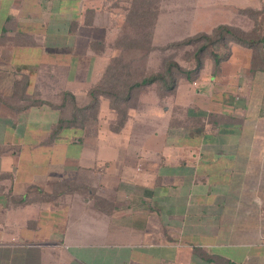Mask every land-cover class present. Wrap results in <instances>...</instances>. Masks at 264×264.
<instances>
[{
	"label": "crops",
	"instance_id": "crops-1",
	"mask_svg": "<svg viewBox=\"0 0 264 264\" xmlns=\"http://www.w3.org/2000/svg\"><path fill=\"white\" fill-rule=\"evenodd\" d=\"M109 6L0 0V264H264V65L205 61L93 140L71 123L52 139L61 110L40 95L18 106L56 73L90 104Z\"/></svg>",
	"mask_w": 264,
	"mask_h": 264
},
{
	"label": "rangeland",
	"instance_id": "rangeland-1",
	"mask_svg": "<svg viewBox=\"0 0 264 264\" xmlns=\"http://www.w3.org/2000/svg\"><path fill=\"white\" fill-rule=\"evenodd\" d=\"M109 8L112 16L106 12ZM109 8L104 7L100 14L101 24L109 26L108 34L103 36L102 42L95 44L96 50H99L97 55L101 57L102 67H95L89 71L86 87L91 85L92 88L98 87L107 92L113 90L120 95L123 94V97L129 85L141 81L144 77L165 72L170 62H176L186 70L193 68L197 62L198 50L205 41L200 40L193 45H177L188 38L199 34L212 36L220 25L243 31L247 39L264 38V0H111ZM216 54L222 58L221 61L224 59L222 62L230 61L233 56V63L225 67L228 73H233L240 63L246 66L247 62L252 64L251 72H254L257 67L264 65V40L255 47L231 39L224 40L208 45L200 57L204 60L203 63L214 62ZM222 72L223 69L220 67L216 76ZM239 74L244 76L245 72L241 71ZM175 76L179 82L185 79V73H179L176 69ZM62 78V73H56L54 79H49L44 86H35L34 95L28 100L34 101L27 103L25 100L18 106L36 105L38 102L36 98L40 95L45 99V103L51 105L49 108L59 107L60 120L64 119L65 123L74 122L75 114L76 124L74 123L71 132L76 134L78 140L80 135L89 140H93L99 134L105 136L108 126L113 131H120L122 127L119 128L118 124L121 119L125 118V125L130 120L131 112L149 108V98L152 99L154 94L167 98L173 93L163 89L161 84L155 83L133 90L127 100L120 98L116 102L119 106L117 109L112 107V98L102 94L98 99L97 110L88 109L80 113L75 108H84L85 102L83 103L82 99L76 102L71 96L62 94L65 88L60 83L64 80ZM37 90L41 93L38 94ZM85 91L86 89L82 98L87 100ZM79 124L85 126L80 133L79 130H74ZM29 135L32 136L30 138L22 136V141L42 140L43 136H50V133ZM56 136L51 134L52 139ZM61 187L77 189L75 185Z\"/></svg>",
	"mask_w": 264,
	"mask_h": 264
},
{
	"label": "trees",
	"instance_id": "trees-1",
	"mask_svg": "<svg viewBox=\"0 0 264 264\" xmlns=\"http://www.w3.org/2000/svg\"><path fill=\"white\" fill-rule=\"evenodd\" d=\"M213 34L214 35H212V36L208 35V34H199L196 37L188 38L187 40L183 41L182 43L177 44V45H182V44L183 45H193V44H196L197 42H199L200 40L205 41V43L198 50V58H197V62L195 64V66L193 68H191L190 70L184 69L183 67H181L176 62H170L168 64V66H166L165 72L159 73V74L154 75V76L144 77L141 81L135 82V83L129 85L127 88V93L125 94L124 97H123V94L120 95V93L113 92V90L107 92V91L100 89L98 87L92 88L90 93H89V96L91 99L90 104L84 108H75V110L77 112H80V113H82L88 109H96L97 110L96 107H97V103L99 101L98 99H99V96L102 94H104L108 97H111L112 98V107H113V109H117V108H119V106H118V104H116V102H118L120 100V98L123 100H127V99H129L133 90L141 89V88H144L147 86H151L155 83L161 84L162 85L161 87L168 92H174L178 83H179V80L175 76V69L178 70L179 73L184 72L185 73V79H188L190 81H193L194 79H196L199 75L200 69L203 67V64H204L203 63L204 60L200 57V54H202L203 52H205L207 50L208 45H212L215 43H221V42H224V40L226 41V40L231 39V40L237 41L241 44L248 45L249 47L250 46L255 47L258 43H261L264 40V38H262V39L260 38V40L259 39L258 40L247 39L246 33H244L243 31L235 30V29H233L229 26H226V25L218 26L214 30ZM227 37H229V38H227ZM221 59L222 58L219 56V54H216L214 56V74L215 75H216L217 71L220 70L221 63L224 60L223 59L221 61ZM66 95L71 96L74 100V97L71 94L66 93ZM83 117H84V115H83ZM73 119H74V122H72L71 124H74V123L76 124L77 117L75 114L73 116ZM124 123H125V118L123 117L118 124L119 128L123 127ZM65 124H66L65 120L61 119L59 121V124L56 127L53 135L56 136L58 131H60Z\"/></svg>",
	"mask_w": 264,
	"mask_h": 264
}]
</instances>
